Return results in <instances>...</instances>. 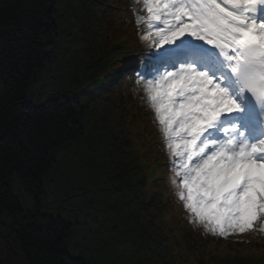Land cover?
<instances>
[{
	"label": "trees",
	"instance_id": "trees-1",
	"mask_svg": "<svg viewBox=\"0 0 264 264\" xmlns=\"http://www.w3.org/2000/svg\"><path fill=\"white\" fill-rule=\"evenodd\" d=\"M122 4L131 0H0V264H88L63 250L75 233L112 260L183 257L128 126L140 129L146 93L116 54L128 39L144 41L124 23ZM12 178L34 198V213L24 214ZM245 251L196 263L264 264L261 240Z\"/></svg>",
	"mask_w": 264,
	"mask_h": 264
},
{
	"label": "snow or ice",
	"instance_id": "snow-or-ice-1",
	"mask_svg": "<svg viewBox=\"0 0 264 264\" xmlns=\"http://www.w3.org/2000/svg\"><path fill=\"white\" fill-rule=\"evenodd\" d=\"M139 5V7H137ZM142 83L190 223L227 237L264 219V0H133Z\"/></svg>",
	"mask_w": 264,
	"mask_h": 264
},
{
	"label": "rangeland",
	"instance_id": "rangeland-1",
	"mask_svg": "<svg viewBox=\"0 0 264 264\" xmlns=\"http://www.w3.org/2000/svg\"><path fill=\"white\" fill-rule=\"evenodd\" d=\"M14 195L19 199L21 206L24 210V214L34 213L36 210L34 198L27 194L19 181L16 178H12L10 180ZM45 212H49V210L45 209ZM17 220H20V216H16ZM259 224V221L258 223ZM84 233L78 234L75 233L74 236L69 238L63 248L64 252L69 254L73 258H85L88 264H135L133 260L127 257H121L117 260H112L108 255L106 257H101L96 253H93L90 250L98 249L99 242L94 240L93 238H88L85 241ZM91 237V235H88Z\"/></svg>",
	"mask_w": 264,
	"mask_h": 264
}]
</instances>
